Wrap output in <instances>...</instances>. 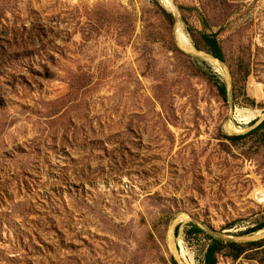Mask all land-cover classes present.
Instances as JSON below:
<instances>
[{
    "label": "rangeland",
    "instance_id": "rangeland-1",
    "mask_svg": "<svg viewBox=\"0 0 264 264\" xmlns=\"http://www.w3.org/2000/svg\"><path fill=\"white\" fill-rule=\"evenodd\" d=\"M172 2L0 0V264H264V0Z\"/></svg>",
    "mask_w": 264,
    "mask_h": 264
},
{
    "label": "bare ground",
    "instance_id": "bare-ground-1",
    "mask_svg": "<svg viewBox=\"0 0 264 264\" xmlns=\"http://www.w3.org/2000/svg\"><path fill=\"white\" fill-rule=\"evenodd\" d=\"M161 3L166 7L168 8L170 11L172 12H176L175 10V6L172 2V0H160ZM180 18V17H179ZM177 34H178V40H179V43L184 47L186 48L185 50L187 49H191L192 45H191V42L189 40V38L186 36V34L181 31L180 28H178V31H177ZM195 51L193 50V53ZM215 64H218L219 65V62L217 60H214L213 61ZM214 64V65H215ZM260 111V110H259ZM258 111V112H259ZM256 112V111H255ZM264 112V111H263ZM262 113H253L252 111H243V110H239L237 109L236 111V118L239 120V121H243V123H248L249 121L251 120H256L258 119L260 116H261ZM231 128L235 129L236 132H242L241 130L235 128L233 125H230ZM178 245V250H175V252L177 253L178 257L185 260L186 263L190 264V258H188V253H187V250L186 248L184 247L182 241L179 242ZM185 262H183V264H186Z\"/></svg>",
    "mask_w": 264,
    "mask_h": 264
},
{
    "label": "trees",
    "instance_id": "trees-1",
    "mask_svg": "<svg viewBox=\"0 0 264 264\" xmlns=\"http://www.w3.org/2000/svg\"><path fill=\"white\" fill-rule=\"evenodd\" d=\"M212 45H213V52L215 56L222 58L221 49H220L219 44L217 42L212 41ZM199 231H200L199 228L194 226L191 230V233H196ZM210 239L212 240V243L210 244L206 252L204 264H217V253L220 250L221 241L213 237H210Z\"/></svg>",
    "mask_w": 264,
    "mask_h": 264
},
{
    "label": "water",
    "instance_id": "water-1",
    "mask_svg": "<svg viewBox=\"0 0 264 264\" xmlns=\"http://www.w3.org/2000/svg\"><path fill=\"white\" fill-rule=\"evenodd\" d=\"M175 13H176V15H177V16H179V15H180V13L178 12V10H176V12H175Z\"/></svg>",
    "mask_w": 264,
    "mask_h": 264
}]
</instances>
